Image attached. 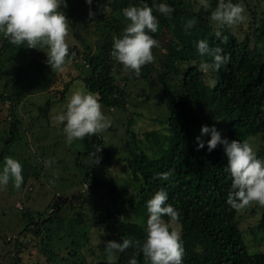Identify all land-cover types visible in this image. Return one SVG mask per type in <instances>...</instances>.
Here are the masks:
<instances>
[{"label": "trees", "instance_id": "trees-1", "mask_svg": "<svg viewBox=\"0 0 264 264\" xmlns=\"http://www.w3.org/2000/svg\"><path fill=\"white\" fill-rule=\"evenodd\" d=\"M146 2L151 6L153 0ZM166 2L173 6L174 12L171 17H164L157 32L151 33L159 41V47L152 49L155 60L142 66L140 77L137 76L143 81L160 84L159 95L163 96L168 110L164 118L165 131L148 130L144 144L138 142L133 133V138L127 142L131 154L127 157V162L134 181L138 184V189H135L137 185L134 184V191L127 200L130 208L137 213L138 220L142 221L134 220L126 209L120 214L109 209L98 214L97 222L104 224L118 242L122 238H131L142 244L147 234L146 202L163 188L168 193L167 203L173 204L180 212L178 221H170L167 216L164 219L170 223L171 228L176 224L178 226L184 246L183 264H264V251L251 252L241 229L242 208L235 209L227 203L231 177L225 172L227 157L223 146L218 144L211 152L207 151V144L199 150L196 147V137L201 135V126L215 125L222 136L229 140H247L252 146L255 140L260 141L257 154L264 159V19H257L255 13V36L251 37L246 33L240 38L232 25L218 28L210 20V13L216 8L218 0L209 2L208 9L202 5L196 9L194 4L187 5L186 0ZM129 4L139 5L140 0H92L91 4L87 0H66L67 9L63 12L68 19V29L75 32L85 50L82 57L79 55L81 58L73 60L80 73L65 85L62 97L55 101L52 96L60 106L65 105L72 91L79 89L97 94L103 106L126 108L132 93L128 85L136 75L131 77L135 72L112 58L110 51L113 37L121 36L128 22L121 9ZM82 8L83 15L84 12H92V9L95 11L94 33L97 37L94 42L87 41L90 31L82 27ZM193 17L196 18V23L186 31L184 25ZM165 30L170 33L166 34ZM217 32L220 34L217 35ZM1 38L0 71L27 45H14L5 37ZM199 39H207L211 47L222 48L230 56L228 63L218 71L200 70L201 60L211 58L199 55L195 46ZM162 45L165 52L160 53ZM156 49L159 51L158 55L155 54ZM170 51H178L173 59L170 58ZM46 52L47 50L33 51L34 59L18 71V75H21L19 78L24 79V71L28 79L33 75L42 77L46 86L50 81L49 73L54 70L46 62ZM74 52V48H69L66 62ZM120 75L124 78L118 79ZM60 76L65 78L68 74L60 72ZM17 78L14 76L8 79L6 85L14 82L11 86H15ZM7 86L0 91V100L13 98L8 89L11 86ZM69 89L70 93L66 95ZM42 102L45 104V101ZM46 103L49 106L51 99H47ZM10 111L15 121L17 111ZM12 122L9 131L11 140L18 131V126ZM48 125L52 124L48 121ZM58 125L63 128L61 122ZM102 139L101 133L79 139L82 155L92 157ZM203 139H210V135ZM6 153L0 151V164H3L5 156L15 155ZM76 162L80 168L87 169L89 174V170L92 171L101 161L91 165L77 157ZM165 172L168 173L167 179L161 175ZM117 188L116 185L111 186L115 191L112 195L110 192L109 197L115 203L119 199ZM67 203V200L65 202L55 198L42 211L16 206L22 212L20 222L23 221L24 225H21L22 229L14 236L0 235V264H43L39 261H24L26 253L33 252L34 249L40 250L44 255L49 254V260L66 250L71 264H87L85 253L80 250L83 246L91 245L90 229L94 224L89 223L87 226V219L81 217L82 213L76 202L72 205L69 203L66 209ZM63 210L74 215V220L69 225L71 220L66 222V218L61 215ZM260 210V223L253 228L264 232V205H260ZM81 256H84L83 261L79 260ZM133 258L136 264H149L138 246H130L119 252L114 262H110L105 254L104 259L97 264H130Z\"/></svg>", "mask_w": 264, "mask_h": 264}, {"label": "rangeland", "instance_id": "rangeland-1", "mask_svg": "<svg viewBox=\"0 0 264 264\" xmlns=\"http://www.w3.org/2000/svg\"><path fill=\"white\" fill-rule=\"evenodd\" d=\"M78 1L74 0V2ZM211 1L209 0V2ZM186 2L189 6L194 4L196 9L201 6L200 0H186ZM239 2L243 3L248 18L243 23L232 25V29L238 33L240 38H243L246 33L254 37V14L257 13V19H264V0H239ZM92 5L95 6L94 3ZM65 9L67 7L62 4L61 10L64 11ZM83 11V8L81 12L79 11L82 16V27L90 31L87 41L94 42L97 37L94 33L95 11L92 9V16H89V12H84L83 15ZM156 11L158 10H153L155 16L158 17L160 26L164 16ZM165 31L166 34L170 33L168 30ZM74 33L68 29L65 39L68 48L72 47L76 52L80 51L79 54L74 52L71 59L65 63L63 70H52L49 73L50 81L46 86L42 77L33 75L30 77L31 80L23 71V79L19 78L21 75H18V71L34 59L35 53L33 51L47 50V46H38L37 49L26 45V48L12 58L0 71V91L5 89L7 86L5 82L8 79L14 76L19 78L15 81H18L15 86H11L14 82L9 85L12 88L7 86L13 94V98L6 101L0 100V151L7 152L6 155L15 154L12 157L19 160L23 165L22 174L24 176V182L19 189L13 186L11 180L7 186L0 187V235L14 236L22 229L21 225H24L23 221L20 222L22 212L16 206L42 211L55 198L65 202L67 200L66 209L69 203L72 205L76 202L77 206L80 207L81 217L87 219V226L89 223L90 225L94 224L90 229L91 245L83 246L80 251L85 253L87 264H97L104 259L105 254L108 257L107 253H104L106 242L109 240L117 241L115 237L111 236L104 224L97 222L99 213L111 209L120 214L126 209L130 217L136 221H142L138 220L137 213L130 208L127 200L134 191V184L136 183L130 171L131 167L127 162V157L131 155L127 142L133 138V133H135L136 140L141 144H144L143 140L146 142L145 133L148 130L152 132L157 129L163 133L166 126L164 118H166L168 110L164 105L163 96L159 95L160 84L155 83V81H143L139 75L133 73L131 77L134 78L136 75V78L128 85L132 93L130 101L125 105L126 108L102 105V110L111 121V125L107 130L100 132L103 137L102 143L98 147L100 150L98 152L96 150L92 157L84 156L81 152L82 144L79 139H75L71 144L66 143L63 128L58 125L60 122L54 119L58 113L62 112L64 106H60L55 101L63 96L62 91L65 85L72 82V78L80 73L73 60L81 58L85 48ZM1 36L3 37V35H0V45L3 40ZM154 51L157 55L159 51L160 53L165 52L163 45L160 46L159 51L157 49ZM177 53L178 51H170V58L173 59ZM60 72H64L68 76L61 77ZM125 74L124 71L123 75ZM137 76L139 77L137 78ZM123 78L124 76L120 75L118 79ZM121 83L124 84L123 81ZM70 90L66 95L70 93ZM144 93H150V95ZM47 99H51L49 106L46 103ZM42 101H45V104ZM10 110L17 111L18 117L15 121L14 117L10 115ZM32 116L37 119L34 120ZM12 121L18 126L16 127L18 131L11 140L9 131ZM48 121L52 125H48ZM14 122H12L13 125ZM258 144L260 141L255 140L253 148L256 151L259 148V146L257 147ZM77 157L82 158L86 164L92 165L97 157L101 162L92 168V171L89 170V174H87V169L80 168L79 161L76 162ZM46 160L50 162L48 165L45 164ZM89 175L90 177H88ZM51 180H55V183H50ZM115 185L119 192V199L116 201L118 203L113 200L110 201L109 198L110 192L112 195L115 191L111 189V186ZM136 185L135 189H138V184L136 183ZM66 195L68 196L67 199ZM61 215L66 218V222L71 220L68 225L74 220V215L68 210H63ZM240 215H242L240 226L246 236L250 251H264V232H259L253 228L260 223L262 217L260 204L251 202L241 209ZM174 228L177 230V224L174 225ZM61 253L49 260V254L44 255L40 250L34 249L33 252L26 253L24 261L33 263L39 261L43 264H71L67 259V251H61ZM118 254L119 252L116 253V258ZM83 257L81 256L79 260L81 261Z\"/></svg>", "mask_w": 264, "mask_h": 264}, {"label": "clouds", "instance_id": "clouds-1", "mask_svg": "<svg viewBox=\"0 0 264 264\" xmlns=\"http://www.w3.org/2000/svg\"><path fill=\"white\" fill-rule=\"evenodd\" d=\"M87 2L91 4L92 0ZM200 3L205 9L210 7L209 0H200ZM62 4L66 6L65 0H0V35L14 45L26 43L28 47L37 49L38 46H47L46 62L52 69L61 71L69 54L65 39L68 19L61 10ZM154 8L166 18L171 17L174 12L173 6L166 0H153L151 6L146 0H140L139 5L129 4L121 9L128 21L122 35L113 37L110 56L133 70L136 75L140 74L142 66L155 60L152 49L159 47V41L151 35L159 28L158 17L153 14ZM92 15L90 11L89 16ZM247 18L245 7L239 0H218L216 8L210 13V20L218 28L243 23ZM195 23V17L188 19L184 25L185 30L191 29ZM195 46L202 58H211L201 60L199 68L203 72L218 71L230 59L222 48L211 47L207 39L197 40ZM54 119L63 124L65 142L69 144L86 135L105 131L111 125L97 94L79 89L71 92L64 110ZM200 133L196 137L197 150L204 148L205 144L209 152L218 144L223 146L227 157L225 172L231 177L227 203L235 209L243 208L251 202L264 205V159L258 157L253 146L247 140H229L223 137L215 125H202ZM206 135H210V139L205 141L203 137ZM99 150L100 148L96 152ZM98 162L99 157L95 160V163ZM49 163L45 161L46 165ZM22 170L23 165L19 160L5 156L0 167V187L7 186L11 180L13 186L19 189L24 182ZM161 175L164 179L168 177L167 172ZM50 183H55V180ZM167 201L168 193L163 188L147 200V234L142 244L131 238H122L121 242H106L104 250L110 262L115 261L117 252H123L130 246H138L149 264H183L184 246L181 234L164 219L167 216L170 221H178L180 212ZM130 264H136V260L131 259Z\"/></svg>", "mask_w": 264, "mask_h": 264}]
</instances>
